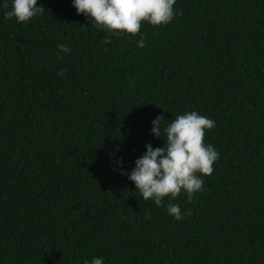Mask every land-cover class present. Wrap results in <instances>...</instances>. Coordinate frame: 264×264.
<instances>
[{
	"label": "trees",
	"instance_id": "trees-1",
	"mask_svg": "<svg viewBox=\"0 0 264 264\" xmlns=\"http://www.w3.org/2000/svg\"><path fill=\"white\" fill-rule=\"evenodd\" d=\"M37 5L27 25L0 6V264H264V0H177L144 48ZM191 111L219 159L176 221L121 172L165 146L156 117Z\"/></svg>",
	"mask_w": 264,
	"mask_h": 264
},
{
	"label": "clouds",
	"instance_id": "clouds-1",
	"mask_svg": "<svg viewBox=\"0 0 264 264\" xmlns=\"http://www.w3.org/2000/svg\"><path fill=\"white\" fill-rule=\"evenodd\" d=\"M177 0H73V7L78 15L91 18V27L96 28L104 36L103 43L110 44L111 36H129L133 40L139 34L137 46L144 48L145 35L141 33L142 22L153 26H166L175 16L183 15L182 11L174 9ZM5 20L15 18L17 23L27 25L38 16L46 14L43 5L38 6L37 0H3ZM66 44H57V58L70 53ZM66 69H61L57 75L63 77ZM215 121L196 111L177 115L170 121L158 116L152 121L151 133L157 139L165 140L164 147L153 148L146 145V153L135 161V167L130 173L121 172L135 184L144 201L152 200L157 207L164 205L167 213L176 221H181L185 215L178 203H172L181 196H186L189 202L204 188L203 177H211L213 164L218 161L219 153L211 145L205 144L206 130H213ZM122 166V162H121ZM199 174V175H198ZM146 218H150L146 216ZM85 264H89L85 261ZM90 264H105L103 258L93 257Z\"/></svg>",
	"mask_w": 264,
	"mask_h": 264
}]
</instances>
